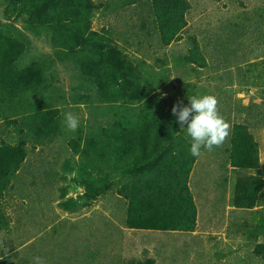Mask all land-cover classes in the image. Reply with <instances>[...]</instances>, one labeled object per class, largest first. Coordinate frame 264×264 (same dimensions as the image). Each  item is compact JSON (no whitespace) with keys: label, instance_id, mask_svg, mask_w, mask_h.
<instances>
[{"label":"rangeland","instance_id":"1","mask_svg":"<svg viewBox=\"0 0 264 264\" xmlns=\"http://www.w3.org/2000/svg\"><path fill=\"white\" fill-rule=\"evenodd\" d=\"M72 1L83 14L73 20L71 30L56 32L51 25H33L20 2L0 0V29L26 44L25 52L0 71V146L23 144L27 150L0 197V237H6L0 243V264H34L36 256L46 264H123L146 257L156 264H264V188L254 208L232 203L239 176L264 180V0H189L188 27L170 45L162 44L154 28L151 0L132 6H122L124 0H92L91 7L84 0ZM63 33L70 40L78 33L92 46H115L143 79L149 70L155 77L167 67L169 77L153 92L167 111L177 103L190 106L195 91L197 97L217 98L230 134L221 147L202 150L192 172L199 211L193 233L127 227L120 173L95 172L94 177L108 183L103 192L85 197L91 153L74 146L83 148L89 140L90 118L104 121L112 115L96 96L95 82L80 72L85 44L71 50L62 45ZM194 38L207 59L204 68L184 62ZM34 62L41 64L42 83L25 91L15 88L12 82ZM68 111L80 118L75 132L63 122ZM39 114L51 118L56 133L40 131ZM236 123L247 125L259 144L258 169L230 164Z\"/></svg>","mask_w":264,"mask_h":264},{"label":"trees","instance_id":"2","mask_svg":"<svg viewBox=\"0 0 264 264\" xmlns=\"http://www.w3.org/2000/svg\"><path fill=\"white\" fill-rule=\"evenodd\" d=\"M16 1L21 3V11L28 14L33 25H51L56 32L64 28L71 30L73 20L83 14L72 0ZM84 1L88 2L89 7L93 5L92 0ZM138 1L143 0H124L122 6H132ZM144 1L149 5V0ZM151 2L154 28L162 44L170 45L182 39L188 27L186 15L191 8L189 0ZM89 27L87 21L85 31ZM78 37L77 33L70 40V34L63 33L62 45L72 50L79 47L80 42L85 44L83 48L86 54L79 62L80 72L83 77L95 82L96 96L104 100L112 115L110 120L104 121L90 118L94 122L89 124L92 129L89 140L83 148L76 143L74 146L77 151L86 149L91 153L89 175L83 182L87 189L85 197H90L91 192L95 195L103 192L108 183L106 178L101 180L94 177L95 172L103 174L108 170L114 174L120 173L123 181L118 191L128 201L127 227L161 232L195 231L199 211L190 182L199 157L190 155V138L186 139V133L172 113V108L165 110L157 97L153 96V92L160 87V81L169 77V69L165 67L163 72H155V77L150 75L153 70H149L143 79L142 72L134 68L125 54L115 46L103 42L98 43V46L93 43L92 46V42L83 36ZM192 41L193 46L184 62L204 68L207 59L197 39ZM25 50V41L0 29V71L10 67ZM33 64L15 77L16 80L12 82H15V88L20 85L25 91L27 87L35 88L42 83L41 64ZM85 95L92 102V97H87L91 95ZM193 96H197L196 91ZM38 118L41 122L40 131L56 133V126H51V118L45 114H39ZM26 157L27 150L23 144L0 146V197ZM98 158H102V164L96 162ZM230 164L242 170L260 167L259 144L245 124L236 123L232 129ZM263 188L264 180L260 175L239 176L234 187L233 205L241 209L256 207ZM260 246L264 247L263 244ZM123 264H156V260L151 257L129 259Z\"/></svg>","mask_w":264,"mask_h":264},{"label":"clouds","instance_id":"3","mask_svg":"<svg viewBox=\"0 0 264 264\" xmlns=\"http://www.w3.org/2000/svg\"><path fill=\"white\" fill-rule=\"evenodd\" d=\"M190 106L174 104L172 113L177 117L181 129H186V139L190 138V155L199 157L202 150L211 152L221 147L230 134V125L219 114L218 100L215 96L189 97ZM64 124L69 131L75 132L80 125V118L71 111L63 113ZM187 124V127H183ZM6 237H0L4 243ZM8 251L4 252L7 255ZM0 256V259H3ZM34 264H46L44 258L34 257Z\"/></svg>","mask_w":264,"mask_h":264},{"label":"crops","instance_id":"4","mask_svg":"<svg viewBox=\"0 0 264 264\" xmlns=\"http://www.w3.org/2000/svg\"><path fill=\"white\" fill-rule=\"evenodd\" d=\"M199 218V217H198ZM197 226H198V221H197ZM196 229H197V227H196ZM194 231H192V232H189V233H193ZM181 233H186V232H181Z\"/></svg>","mask_w":264,"mask_h":264}]
</instances>
